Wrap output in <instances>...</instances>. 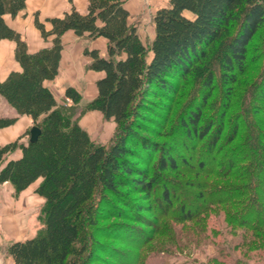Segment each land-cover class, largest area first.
<instances>
[{"label":"trees","instance_id":"1","mask_svg":"<svg viewBox=\"0 0 264 264\" xmlns=\"http://www.w3.org/2000/svg\"><path fill=\"white\" fill-rule=\"evenodd\" d=\"M26 3L0 0V42L16 44L15 59L21 67L0 82V96L19 116L31 117L42 133L34 143H30L28 131L23 138L0 145V186L11 184L18 197L42 180L36 194L46 201L45 228L35 238L9 247L14 264H90L95 258L93 247L120 257L115 248L92 244L87 223L96 232L101 221L128 220V213L113 206L110 197L133 207L124 189L148 197L164 174L179 173L177 161L166 151H155V161L148 141L138 132L143 127L140 113L146 109L147 99L168 98L170 94L199 101L195 108L189 103L193 111L186 119L177 118L178 124L213 157L214 164L211 169L200 164L196 182L189 183L203 189L199 194L203 203L196 213L187 211L167 187L162 189L163 211L155 236L172 237L176 225L185 224L197 225L192 229L202 233L199 225L207 222L204 216L213 212L215 205H222L231 233L243 229V246H264V66L258 71L250 59L253 45L261 38L264 60V0H169L154 16L155 39L148 45L129 24L125 0H89L86 15L72 9L63 18L47 20L50 30L36 15L43 39L54 40L52 47L34 54L5 22V16L17 17ZM71 31L79 38L108 41L106 58L99 51H85L93 60L90 70L105 74L97 83L98 97L86 111L114 119L118 130L110 147L96 144L77 122L76 109L82 97L76 90L66 91L72 106H59L46 87L59 75L62 38ZM251 74L255 78L248 84L245 80ZM172 79L179 83L173 84ZM208 110L219 116L217 124L207 116ZM232 110L235 116L225 134ZM16 121L0 118V130ZM19 150L20 159L7 160ZM130 159L141 160L146 167ZM217 170L219 179L233 182L217 188L211 182H197L201 175L208 177ZM187 181L185 178L186 185ZM219 194L222 196L214 200ZM105 204L113 210L107 215L100 211ZM135 232L125 224L100 228L109 240L120 237L135 242ZM150 241L148 237L139 240L136 264L145 263L148 250L153 249ZM158 251L164 253L168 248Z\"/></svg>","mask_w":264,"mask_h":264},{"label":"rangeland","instance_id":"2","mask_svg":"<svg viewBox=\"0 0 264 264\" xmlns=\"http://www.w3.org/2000/svg\"><path fill=\"white\" fill-rule=\"evenodd\" d=\"M162 4V5H161ZM166 5V1L161 3L151 4V9L157 10L160 6ZM152 23L148 18L140 15L137 18L138 24L145 28L144 37L149 39V27L147 24ZM262 50V51H261ZM262 39H258L252 47L250 59L256 63V67L261 71L264 66ZM258 62V63H257ZM255 66V65H254ZM255 74H251L246 83H253ZM173 84H178L176 79L171 80ZM219 95V94H218ZM217 94L215 97L218 96ZM187 97L182 95L170 94L168 98H153L147 99L146 109L141 111L143 116L140 121L143 124L139 135L148 141L150 153L157 160L158 154L154 152L161 149L166 151L169 156L177 161L179 173L168 172L161 180V183L150 196H145L140 193H132L128 189H124L128 195L133 207L122 205L116 202V199L111 198V203L122 212L128 213V220L109 219L101 221L100 228L111 224L128 225L133 227L138 232L136 241L126 238H114V240L106 239L100 233V228L95 232L91 225L87 223V232L92 239V244L99 243L112 247L119 252L120 257L109 256L102 248L93 247L94 260L90 264H136L139 256V240L148 237L151 238L153 249L148 250L147 259L144 264H264V246L260 248H248L242 245L241 234L243 229H237L235 233H231L232 229L227 223L224 206L215 205L213 212L205 215L207 222L201 223L199 226L203 228V232L197 234L192 227L195 225H176L175 235L172 237H157L155 236L156 228H158V218L163 211L162 189L167 187L170 192L175 194L176 198L180 199L186 206V210L190 213H196L197 208L203 203L199 194L203 189H198L195 185L190 186V181L196 182L195 175L198 172L200 164H203L206 169H211L214 164L213 157L207 154L201 146H197V140L189 137L187 131L178 124L177 118L188 116L193 108L189 107V103L197 107L199 101H188ZM87 101H83L81 108L76 109V120L81 125L83 117L88 114L86 111ZM213 111H207V116L214 118L215 124L219 121V116L214 117ZM227 118V132L230 128V123L235 116L232 110ZM83 128V126H81ZM87 132L91 139L100 145L110 147V142L118 127L114 119L95 121L91 126H88ZM85 130V128H83ZM192 128L190 127L189 130ZM28 140L27 138L24 139ZM197 149V150H196ZM139 150V149H138ZM131 162H137L146 167V164L141 160L130 159ZM216 161V160H215ZM195 173H189V172ZM219 170L215 171L211 176L201 175L197 182L204 185L211 182L216 188L225 184H231L232 180H221L216 175ZM220 172V171H219ZM189 173V174H188ZM188 174V175H187ZM263 175V173H261ZM260 175L259 174H255ZM185 178L189 182L186 185ZM178 181V182H177ZM177 182V183H176ZM182 183V189L180 184ZM34 189L39 187L34 185ZM204 187V186H203ZM33 189V190H34ZM36 189V190H37ZM5 194H0V264H14L12 258L8 254L9 247L16 242H24L41 234L45 228V202H42L36 192L30 190L28 194L15 196L14 193H9L2 190ZM208 193V191H206ZM125 193V194H126ZM7 196V197H6ZM222 194L213 197L216 200ZM210 199V198H208ZM201 200V201H199ZM102 214L107 215L113 211L112 208L105 204L101 207ZM169 224H173L168 220ZM197 225H195L196 227ZM205 229V230H204ZM237 234V235H236ZM168 248L167 252L161 253L158 248ZM103 248V249H104ZM184 250V251H182ZM181 252V253H179Z\"/></svg>","mask_w":264,"mask_h":264},{"label":"crops","instance_id":"3","mask_svg":"<svg viewBox=\"0 0 264 264\" xmlns=\"http://www.w3.org/2000/svg\"><path fill=\"white\" fill-rule=\"evenodd\" d=\"M166 1V5L160 6L159 9H151V4H157ZM89 0H27L25 9L15 18L5 16L6 24L19 33L28 46L29 53L34 54L45 48L52 47L54 37L48 40L43 39L41 32L36 27V15L42 24H45L47 30L51 29L50 24L46 21L54 18H63L66 13L76 9L80 14L88 13ZM162 5V4H161ZM169 5V0H125V8L129 12V24L137 29V32L145 45L150 44L155 39V25L147 24L149 27V39L144 37L145 28L136 23L140 15L152 21L156 12ZM62 59L60 63L59 75L51 82L46 83V87L53 93L59 106H72L71 100L67 99L66 91L69 88L76 90L82 97L77 108H81L83 101H87L86 107L98 97V81L105 76L103 72L90 70L93 63L91 57L85 55V51H99L102 58L107 57L108 41L104 38L90 39L88 37L79 38L74 32L66 33L62 38ZM16 44L9 40L0 42V82H4L12 72H19L21 67L15 59ZM152 54L150 53L147 60L150 63ZM0 118L17 119L16 123L0 130V145L6 146L10 143L23 138L28 131L34 127V121L28 116H19L17 112L0 96ZM105 119L98 111H90L86 114L81 125L87 131L95 121ZM89 133V132H87ZM21 151L7 156V160H18L21 158ZM42 180L35 184L40 185ZM33 184L21 195L28 194L30 190L36 192ZM14 193L15 190L11 184L5 183L0 186V194H5L2 190ZM34 189V190H33ZM7 197V196H6ZM40 197V196H39ZM42 202L45 199L40 197ZM13 262V261H12Z\"/></svg>","mask_w":264,"mask_h":264},{"label":"water","instance_id":"4","mask_svg":"<svg viewBox=\"0 0 264 264\" xmlns=\"http://www.w3.org/2000/svg\"><path fill=\"white\" fill-rule=\"evenodd\" d=\"M41 133H42L41 130L38 127L34 126L30 130V139H29L30 143L36 142L39 139Z\"/></svg>","mask_w":264,"mask_h":264}]
</instances>
